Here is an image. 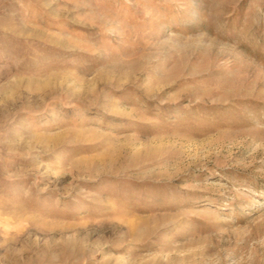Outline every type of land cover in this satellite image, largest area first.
<instances>
[{
  "label": "rangeland",
  "instance_id": "rangeland-1",
  "mask_svg": "<svg viewBox=\"0 0 264 264\" xmlns=\"http://www.w3.org/2000/svg\"><path fill=\"white\" fill-rule=\"evenodd\" d=\"M0 264H264V0H0Z\"/></svg>",
  "mask_w": 264,
  "mask_h": 264
}]
</instances>
